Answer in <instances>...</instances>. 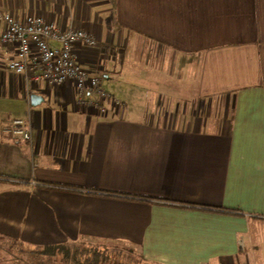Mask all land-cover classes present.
Returning a JSON list of instances; mask_svg holds the SVG:
<instances>
[{
    "label": "crops",
    "instance_id": "crops-1",
    "mask_svg": "<svg viewBox=\"0 0 264 264\" xmlns=\"http://www.w3.org/2000/svg\"><path fill=\"white\" fill-rule=\"evenodd\" d=\"M3 14L94 35L78 66L151 89L157 112L9 70ZM19 118L30 143L2 133ZM0 177V264L112 242L147 264H264V0H0Z\"/></svg>",
    "mask_w": 264,
    "mask_h": 264
},
{
    "label": "built area",
    "instance_id": "built-area-1",
    "mask_svg": "<svg viewBox=\"0 0 264 264\" xmlns=\"http://www.w3.org/2000/svg\"><path fill=\"white\" fill-rule=\"evenodd\" d=\"M2 19L6 23V30L1 35L2 42L17 48L14 61L8 63L9 70L23 75L29 82L44 80L60 85L71 81L79 98L96 95L101 100L110 99L99 79L79 67L73 56L76 43L82 42L89 47L97 45L94 35L82 29H60L41 15L27 16L24 21H19L10 14H3ZM111 101L113 105H119L118 101ZM91 106L105 112L99 103L94 102ZM30 130L29 122L19 118L11 120L2 133L14 140L30 143Z\"/></svg>",
    "mask_w": 264,
    "mask_h": 264
},
{
    "label": "trees",
    "instance_id": "trees-1",
    "mask_svg": "<svg viewBox=\"0 0 264 264\" xmlns=\"http://www.w3.org/2000/svg\"><path fill=\"white\" fill-rule=\"evenodd\" d=\"M0 178L8 179L4 177ZM189 205L194 208L200 207L206 210H218L214 207L210 208L199 205ZM17 240L15 238H12L10 239V242ZM109 245L110 244L106 243H102L100 245H86L83 243H62L37 245L33 248L27 246L25 250L24 248L20 249V261H22V264H106L110 259ZM13 249L14 248H12L9 253H12ZM12 255L14 256V253Z\"/></svg>",
    "mask_w": 264,
    "mask_h": 264
},
{
    "label": "rangeland",
    "instance_id": "rangeland-1",
    "mask_svg": "<svg viewBox=\"0 0 264 264\" xmlns=\"http://www.w3.org/2000/svg\"><path fill=\"white\" fill-rule=\"evenodd\" d=\"M105 86L103 90H108L112 94L114 92L117 93L116 98L117 100H122L128 106L129 113L128 118L134 120H142L145 118L146 113H154L157 112L158 105L153 100L154 93L151 92V89L142 88L141 85H136L133 82L123 78V79H111L110 81H105ZM104 85V84H103ZM137 87V88H136ZM133 89L138 91H143L142 93H134L132 92ZM195 107L193 108L194 112ZM181 111L184 109H180ZM187 110V108L185 109ZM184 113V111H183ZM149 120V117H148ZM158 121V120H157ZM120 245H126L123 242L110 243L109 249V256L110 259L106 264H144L140 261L139 255L132 254L131 250H123L121 249ZM127 248V247H126Z\"/></svg>",
    "mask_w": 264,
    "mask_h": 264
},
{
    "label": "water",
    "instance_id": "water-1",
    "mask_svg": "<svg viewBox=\"0 0 264 264\" xmlns=\"http://www.w3.org/2000/svg\"><path fill=\"white\" fill-rule=\"evenodd\" d=\"M31 98H32V104H36L35 101H34L35 97L31 96Z\"/></svg>",
    "mask_w": 264,
    "mask_h": 264
}]
</instances>
